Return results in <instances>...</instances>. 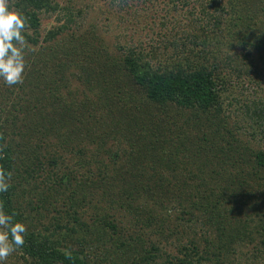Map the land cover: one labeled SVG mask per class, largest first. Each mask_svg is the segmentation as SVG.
I'll return each mask as SVG.
<instances>
[{
    "label": "trees",
    "instance_id": "1",
    "mask_svg": "<svg viewBox=\"0 0 264 264\" xmlns=\"http://www.w3.org/2000/svg\"><path fill=\"white\" fill-rule=\"evenodd\" d=\"M104 1L12 0L35 50L0 82L7 264H264V0ZM133 5L147 39L111 22Z\"/></svg>",
    "mask_w": 264,
    "mask_h": 264
},
{
    "label": "clouds",
    "instance_id": "2",
    "mask_svg": "<svg viewBox=\"0 0 264 264\" xmlns=\"http://www.w3.org/2000/svg\"><path fill=\"white\" fill-rule=\"evenodd\" d=\"M28 18L18 11L12 0H0V82L8 87L22 85L28 67L26 49L29 48ZM12 173L0 167V194L11 187ZM27 225L16 219L15 213L0 203V264H7L15 252L26 243Z\"/></svg>",
    "mask_w": 264,
    "mask_h": 264
},
{
    "label": "rangeland",
    "instance_id": "3",
    "mask_svg": "<svg viewBox=\"0 0 264 264\" xmlns=\"http://www.w3.org/2000/svg\"><path fill=\"white\" fill-rule=\"evenodd\" d=\"M101 2H100V5H102V6H104L105 4H106V2L104 1V0H100ZM170 6V9H172V5H169ZM134 7H135V5H133L132 7H131V11H133L130 15H128L126 12H125V9L120 13V15L118 16V12H119V9L118 8H115V10L114 11H116V10H118V12H116V13H113V14H110L109 16H110V19H112L111 20V22H113L114 21V23L116 24V23H119V22H123V21H125V20H128V21H126V22H129L130 23V25H131V27H132V24H134L135 26H136V28H137V30H138V34L139 35H141V36H143L142 38H145V39H147L146 38V36H148L147 34L150 32L149 31V28L151 27L149 24H151L152 22V19H151V15H145V11H149V12H151V10H146V9H144L143 7H141L139 10H138V14L137 13H135V11H134ZM151 14V13H150ZM124 18V19H123ZM53 20V19H52ZM121 20V21H120ZM105 23H108L109 21H105V20H103ZM121 25V28H120V30L121 31H123L124 33L125 32H127V30L126 29H122V23L120 24ZM146 27H147V32L148 33H146ZM130 31H132V30H130ZM114 32H117V29H115V31ZM133 32V31H132ZM129 35H131V34H129ZM109 42L112 44V43H115V35H113V33L112 34H110L109 35ZM117 215H119L118 213H117Z\"/></svg>",
    "mask_w": 264,
    "mask_h": 264
}]
</instances>
